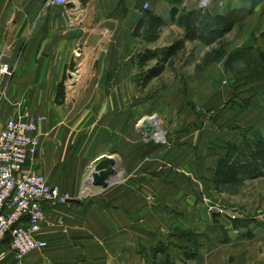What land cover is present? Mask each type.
Returning a JSON list of instances; mask_svg holds the SVG:
<instances>
[{"label": "crops", "instance_id": "1", "mask_svg": "<svg viewBox=\"0 0 264 264\" xmlns=\"http://www.w3.org/2000/svg\"><path fill=\"white\" fill-rule=\"evenodd\" d=\"M178 1L74 0L59 6L0 0V69L3 63L11 69L9 75L0 72V130L24 109L45 117L32 170L73 198L68 206L45 211L41 238L53 249L52 264H250L237 258L245 243L205 212L203 200L211 178L206 176L220 160L215 143L238 145L240 132L224 137L213 124L196 129L187 107L175 124L179 129L166 130L168 146L147 141L139 131L153 103L141 100L150 84L140 87L136 55L183 37L180 16L199 5L185 10L189 0ZM240 8L258 10L250 0H224L216 14ZM149 14L164 22L153 44L131 37ZM64 77L65 95L57 103ZM107 157L116 173L109 186L88 184ZM173 227L197 234L195 242L186 237L167 256L154 255L158 245L178 238L168 232ZM34 258L23 264H45ZM2 264L15 263L8 258Z\"/></svg>", "mask_w": 264, "mask_h": 264}, {"label": "rangeland", "instance_id": "2", "mask_svg": "<svg viewBox=\"0 0 264 264\" xmlns=\"http://www.w3.org/2000/svg\"><path fill=\"white\" fill-rule=\"evenodd\" d=\"M171 1L177 3L175 1L178 0H168L169 6H172ZM181 2L183 0L178 4ZM197 5H200V0L186 1L185 10H195ZM250 5L258 8L257 12L253 9L250 16L215 44L204 46L199 42H186L184 49L168 63L164 73L149 83L150 88L141 100H152L149 108L153 113L146 117L152 119H143L154 121V134L160 133L166 142L167 128L172 132L177 128L175 124L183 119L186 107V114L196 118L197 123L193 124L196 129L213 124L216 132L224 137L233 131L240 132L238 145L218 141L214 148L223 162H236L243 179L236 185L216 186L215 170L205 175L211 178L203 193L204 210L235 231L236 241L245 243L240 245L237 258L244 256L250 264H264V170L260 166L264 161V60L260 58L264 51V4L260 0H250ZM223 7L224 0H209L205 8L197 6L196 11L200 14L198 27L203 28V23L210 21ZM147 9L148 6L143 10L148 14L151 9ZM181 35L177 31V37ZM161 49L156 48V51ZM151 63L149 65H154ZM165 121L171 126L165 128ZM159 144L168 146V142ZM88 184L91 185L90 180ZM168 232L178 235V238L157 246L163 250V253H158L162 256L184 246L186 237L195 242L198 236L174 227ZM52 250L47 244L45 250L33 252L20 264L32 257L52 264ZM141 257L147 258L143 253ZM147 262L152 263V260Z\"/></svg>", "mask_w": 264, "mask_h": 264}, {"label": "built area", "instance_id": "3", "mask_svg": "<svg viewBox=\"0 0 264 264\" xmlns=\"http://www.w3.org/2000/svg\"><path fill=\"white\" fill-rule=\"evenodd\" d=\"M74 0H49L52 5L65 6ZM209 0H200L205 8ZM147 5L143 6L146 9ZM76 58L80 53L74 54ZM1 74L9 75L2 64ZM45 120L24 109L10 118L0 130V264L11 258L20 264L33 252L44 250L47 242L41 238L47 208L69 205L73 198L46 178L32 170L39 147L37 130ZM150 140L166 144L161 134ZM80 198V196L78 197Z\"/></svg>", "mask_w": 264, "mask_h": 264}, {"label": "trees", "instance_id": "4", "mask_svg": "<svg viewBox=\"0 0 264 264\" xmlns=\"http://www.w3.org/2000/svg\"><path fill=\"white\" fill-rule=\"evenodd\" d=\"M176 9L171 10V18L174 19L176 15ZM251 15V11L240 9H228L223 14H215L211 20L207 23H203L204 27L200 28L197 25V19L200 18V14L195 11H190L180 16L183 22L185 33L182 38L176 40L171 45L162 48L160 51L144 49L137 53L136 60L139 68V82L140 87L145 88L151 81L159 78L165 71L168 63L176 57L185 46L186 42H199L204 46H210L221 40L224 36L229 34L234 27L243 22L248 16ZM164 26L163 19L149 14L148 19H140L131 37L133 39H139L147 44L155 43ZM260 58L264 60V51L260 54ZM155 61V64L149 66L151 62ZM65 77L57 86L56 101L57 103L64 98V82ZM235 148V147H233ZM261 168L264 170V161L261 163ZM260 170V171H262ZM241 169L236 162H230L219 160L215 168L214 184L216 186H230L236 185L243 179L241 175ZM162 249L158 247L153 249V254L163 253ZM191 258L195 255L191 254Z\"/></svg>", "mask_w": 264, "mask_h": 264}, {"label": "water", "instance_id": "5", "mask_svg": "<svg viewBox=\"0 0 264 264\" xmlns=\"http://www.w3.org/2000/svg\"><path fill=\"white\" fill-rule=\"evenodd\" d=\"M139 131L143 137L150 138L154 134L155 128L146 119H143L140 123ZM115 175L114 161L111 157H107L94 167L89 180L91 185L106 189Z\"/></svg>", "mask_w": 264, "mask_h": 264}, {"label": "bare ground", "instance_id": "6", "mask_svg": "<svg viewBox=\"0 0 264 264\" xmlns=\"http://www.w3.org/2000/svg\"><path fill=\"white\" fill-rule=\"evenodd\" d=\"M151 118H152V117H151ZM148 122H149V124H150L151 126L154 124V121H152V120H151V121L149 120ZM156 134L158 135V134H160V133H156Z\"/></svg>", "mask_w": 264, "mask_h": 264}]
</instances>
